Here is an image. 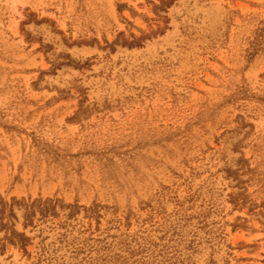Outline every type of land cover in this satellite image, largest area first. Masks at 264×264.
I'll return each mask as SVG.
<instances>
[{"label": "rangeland", "instance_id": "rangeland-1", "mask_svg": "<svg viewBox=\"0 0 264 264\" xmlns=\"http://www.w3.org/2000/svg\"><path fill=\"white\" fill-rule=\"evenodd\" d=\"M0 264H264V0H0Z\"/></svg>", "mask_w": 264, "mask_h": 264}]
</instances>
